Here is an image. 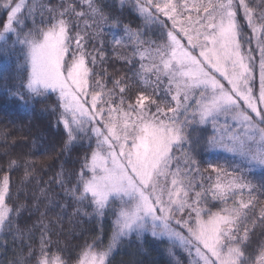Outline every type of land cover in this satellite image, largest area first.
Masks as SVG:
<instances>
[{"label": "snow or ice", "instance_id": "snow-or-ice-1", "mask_svg": "<svg viewBox=\"0 0 264 264\" xmlns=\"http://www.w3.org/2000/svg\"><path fill=\"white\" fill-rule=\"evenodd\" d=\"M0 88L25 112L55 97L61 152L86 145L31 205L15 201L38 161L0 164L8 264H112L146 235L172 264H264V0H0ZM66 217L91 238L68 242Z\"/></svg>", "mask_w": 264, "mask_h": 264}, {"label": "trees", "instance_id": "trees-1", "mask_svg": "<svg viewBox=\"0 0 264 264\" xmlns=\"http://www.w3.org/2000/svg\"><path fill=\"white\" fill-rule=\"evenodd\" d=\"M132 22L136 27L141 21L134 16L126 15L124 23ZM108 38L106 37V40ZM110 53V45L108 46ZM108 70L112 74H124L128 71V66L116 60H111ZM13 82H9L11 86ZM55 102L52 97L45 103H36L34 111L25 112L14 99L10 98L7 92L0 88V132L7 130V140L0 138V164H5L9 158L23 159L30 157L38 161L36 165V178L26 186L22 187L18 200L15 202H27L31 205V194L37 191L36 179L46 182L58 172L63 165L65 174L78 171L79 161L86 151V145L81 147L76 145L70 152H61L63 145V131L55 126V117L47 110V106ZM195 135V134H194ZM35 141V145L33 142ZM5 152L7 155H5ZM23 177V167L10 173L11 189L15 196ZM53 199H57L56 193L60 189L53 185ZM25 193H27V200ZM40 210H44V204L40 205ZM71 212V209H69ZM51 216V213L49 214ZM39 213L29 217L27 212L23 213L18 220L23 228L35 220ZM64 231H72L74 234L67 237L72 245L81 244L85 239H90L96 227L94 221L81 218L74 226L69 224L68 218L64 220ZM111 230V219L104 221L105 238ZM64 240V237H61ZM13 252L11 245L7 250H0V264H8ZM183 258V257H182ZM112 264H172L171 258L167 254V244L155 241L150 235H146L142 242L133 238L130 242L125 241L114 254Z\"/></svg>", "mask_w": 264, "mask_h": 264}, {"label": "rangeland", "instance_id": "rangeland-1", "mask_svg": "<svg viewBox=\"0 0 264 264\" xmlns=\"http://www.w3.org/2000/svg\"><path fill=\"white\" fill-rule=\"evenodd\" d=\"M257 87H258V81H257Z\"/></svg>", "mask_w": 264, "mask_h": 264}]
</instances>
